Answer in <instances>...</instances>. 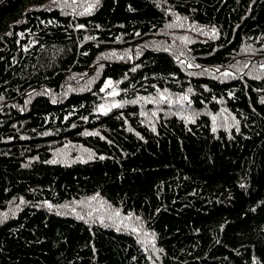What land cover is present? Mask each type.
Here are the masks:
<instances>
[{
  "label": "trees",
  "instance_id": "16d2710c",
  "mask_svg": "<svg viewBox=\"0 0 264 264\" xmlns=\"http://www.w3.org/2000/svg\"><path fill=\"white\" fill-rule=\"evenodd\" d=\"M86 4L0 0V264H264V75L210 71L264 60V0ZM175 17L215 30L186 42L205 71Z\"/></svg>",
  "mask_w": 264,
  "mask_h": 264
},
{
  "label": "rangeland",
  "instance_id": "374dc122",
  "mask_svg": "<svg viewBox=\"0 0 264 264\" xmlns=\"http://www.w3.org/2000/svg\"><path fill=\"white\" fill-rule=\"evenodd\" d=\"M79 1L81 3H87L84 7L85 9H87L94 2V0H72L73 3H78ZM164 29V32L167 33L170 37L171 44L174 45L175 50L177 49L176 51L179 54L178 60L182 62L186 68L205 71V67L195 66L192 58L187 55L186 42L189 39L211 38L214 35L213 29L194 25L186 21L185 19L178 17H175V19L173 18L171 21H169ZM181 37H184L186 39H181ZM252 52L253 49L251 48H247V50L242 51L239 54L238 59L236 60L237 68L235 69L228 67H213L210 68V71L213 73H217V76L224 73H230L236 76H240L245 73L254 75L259 74L258 76H262L264 75V60L257 59V55L253 54ZM249 57L254 59L252 60L254 64H251V62H245ZM104 86L107 87L104 99L97 106V110L102 112L108 110L113 105L118 104L117 100L115 99L117 95H113V93L116 92V86L108 83ZM219 118L223 119V114H220ZM92 197H96V199H90ZM70 210L76 212L79 216L85 215L96 217L101 222L110 223L111 225L118 226L129 231L134 227L138 229V231H136L135 233L142 232V228L139 225V222L134 217L126 219L127 217H129V215H121V212L118 209L108 206L98 195H89L72 202L70 204ZM117 212L119 213L118 216L116 215Z\"/></svg>",
  "mask_w": 264,
  "mask_h": 264
},
{
  "label": "snow or ice",
  "instance_id": "6c2138e0",
  "mask_svg": "<svg viewBox=\"0 0 264 264\" xmlns=\"http://www.w3.org/2000/svg\"><path fill=\"white\" fill-rule=\"evenodd\" d=\"M91 5L87 8V9H85V11L86 12H90L91 11ZM215 30L213 29V32H214ZM181 39H186V38H184V37H181ZM224 75L225 76H228V75H230V73H224ZM103 90V89H102ZM189 91H191V90H189ZM113 95H115V93H113ZM184 99L186 100L187 99V97L185 96L184 97ZM115 106V105H114ZM215 119V118H214ZM53 163H55V161H52ZM90 199H96V197H92V198H90ZM116 215L118 216L119 215V213L117 212L116 213ZM131 218V214H129V217H127L126 219H130ZM136 219L137 220H139V217H136ZM132 231H134V232H136V231H138V229L137 228H132Z\"/></svg>",
  "mask_w": 264,
  "mask_h": 264
},
{
  "label": "bare ground",
  "instance_id": "6f19581e",
  "mask_svg": "<svg viewBox=\"0 0 264 264\" xmlns=\"http://www.w3.org/2000/svg\"><path fill=\"white\" fill-rule=\"evenodd\" d=\"M261 68V67H260Z\"/></svg>",
  "mask_w": 264,
  "mask_h": 264
}]
</instances>
